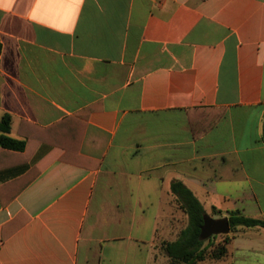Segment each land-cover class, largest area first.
Masks as SVG:
<instances>
[{"label":"crops","instance_id":"1","mask_svg":"<svg viewBox=\"0 0 264 264\" xmlns=\"http://www.w3.org/2000/svg\"><path fill=\"white\" fill-rule=\"evenodd\" d=\"M6 114L0 264H170L172 182L264 217V0H0ZM228 237L195 264H264L263 227Z\"/></svg>","mask_w":264,"mask_h":264},{"label":"trees","instance_id":"2","mask_svg":"<svg viewBox=\"0 0 264 264\" xmlns=\"http://www.w3.org/2000/svg\"><path fill=\"white\" fill-rule=\"evenodd\" d=\"M208 116H203L196 121L189 112V121L193 136L199 138L209 132L224 116V108H211ZM11 130V116L6 114L0 120V141L3 146L24 148L25 140H15L8 136ZM172 193L183 211L188 216V225L180 232L175 241H168L163 248L170 258V264H195L207 257L219 259L226 255V244L229 241L228 234L223 235L220 243L212 242L214 235L207 240L200 238L201 228L204 224L206 210L201 201L195 196L190 188L182 181H174L171 184ZM230 232H235L239 227H263L264 217L253 218L246 216L240 210L235 209L229 212Z\"/></svg>","mask_w":264,"mask_h":264},{"label":"water","instance_id":"3","mask_svg":"<svg viewBox=\"0 0 264 264\" xmlns=\"http://www.w3.org/2000/svg\"><path fill=\"white\" fill-rule=\"evenodd\" d=\"M230 229L229 217L214 218L206 213L204 214L200 238L207 240L214 235H226L230 233Z\"/></svg>","mask_w":264,"mask_h":264},{"label":"rangeland","instance_id":"4","mask_svg":"<svg viewBox=\"0 0 264 264\" xmlns=\"http://www.w3.org/2000/svg\"><path fill=\"white\" fill-rule=\"evenodd\" d=\"M204 208H205V210L207 211V214H208V215H210V216L216 218L217 215H216V213H214V211H217V210H214V209H212L211 207H208V206H206V207H204ZM218 238L222 239V240H220V242L223 241V235H220V236H216V237H214V238L212 239V242L215 243L216 239H218ZM220 242H219V243H220Z\"/></svg>","mask_w":264,"mask_h":264}]
</instances>
